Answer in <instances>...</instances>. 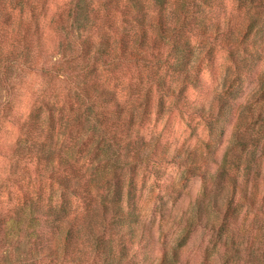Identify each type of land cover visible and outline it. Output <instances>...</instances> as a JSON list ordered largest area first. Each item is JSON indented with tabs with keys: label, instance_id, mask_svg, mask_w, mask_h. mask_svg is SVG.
Instances as JSON below:
<instances>
[{
	"label": "rangeland",
	"instance_id": "obj_1",
	"mask_svg": "<svg viewBox=\"0 0 264 264\" xmlns=\"http://www.w3.org/2000/svg\"><path fill=\"white\" fill-rule=\"evenodd\" d=\"M100 1L80 3L91 16L94 10L112 18L114 27L121 31L135 26L131 20L109 13ZM115 1L130 4L129 0ZM143 2L153 14L163 12L162 19L169 26L167 34L158 35L155 48L144 53L143 61H120L106 73L111 88L129 103L137 118L121 127L101 126L95 123L96 114L91 112L85 125L68 126L70 136L63 140L59 137V144L66 148L60 147L72 149L80 163L89 167V174L96 177L94 199L87 202L67 194L68 206L79 217L88 218L96 230L103 222L98 203L106 197L133 215V220L124 222L138 229V237L128 245L133 257H119L118 238L108 230L113 221L110 217L103 223L106 254L97 258L96 264H118V258L119 264H157L165 251L173 257V250L183 264H264V224L257 225L264 217V5L255 8L247 0H167L164 5L154 0ZM70 4V0H51L40 14L47 23L45 52L54 55L51 64L58 59L64 64V54H77L80 41L101 42L96 36L90 39V33L107 32L111 43H115V34L84 18L78 21L66 14L58 19V24H51L56 21L54 14ZM147 24L150 31H157L156 23ZM250 24L252 33L246 35ZM198 26L205 28L206 33L197 31ZM191 27L193 30H188ZM46 58L39 66H50L44 61ZM190 73L196 75L193 84L185 78ZM12 78L27 91L16 103L24 113L30 111L34 94L51 100V104L56 99L55 108L58 102L62 108L64 95L73 93L71 87L77 84L25 70H16ZM64 108L54 111L55 122L60 119L59 124L74 123L64 116ZM196 111H204L205 116ZM3 128L8 143L20 135L17 127L5 124ZM115 128L121 134L112 141ZM57 129L61 134L65 130L67 136V129ZM153 147L159 154L179 152L188 159L194 158L197 165L150 160L137 164L132 160L135 150L148 153ZM21 159L0 156V211L14 207L22 198L20 185L29 195L37 192L44 203L50 199L59 202V188L20 174L22 170L34 172L42 162ZM116 162L120 163L118 167ZM114 173L120 179L119 192L114 186ZM233 195L237 213L227 225L241 242L239 255L219 244L217 238L227 201ZM245 197L254 198L256 205L249 204ZM200 200L209 204L212 211L209 225L196 219ZM215 200L218 208L212 209ZM98 231L94 234L96 239ZM82 233L81 243H95ZM143 233V241H149L146 251L138 246ZM84 264H94V259Z\"/></svg>",
	"mask_w": 264,
	"mask_h": 264
},
{
	"label": "trees",
	"instance_id": "obj_2",
	"mask_svg": "<svg viewBox=\"0 0 264 264\" xmlns=\"http://www.w3.org/2000/svg\"><path fill=\"white\" fill-rule=\"evenodd\" d=\"M50 1L0 0V156L22 158L21 160L34 158L36 162H42L34 172L22 170L20 174L30 179L34 178L35 181L50 182L52 186L61 190L59 202L50 199L44 203L39 199L37 192L29 195L23 185L18 186L22 198L14 207L0 211V264H47L48 261H55L57 264H84L93 259L96 264L99 262L96 259L106 254L107 244L102 239L106 231L103 223L110 217L113 221L108 230H111L118 238L116 242L118 255L123 259H130L133 257L130 256L133 249L128 245L131 240L138 237V229L134 224H124L127 220H133V215L126 212L123 205L114 200L109 202L107 197L100 201L98 207L103 222L97 230L88 218L79 217L68 206L67 194L86 201L94 199L96 177L89 174V167L80 163V157H77L72 149L61 148L60 146L64 145L59 144L58 139L60 136L62 140L70 136L69 127L80 128L85 125L91 112L96 114L95 123L101 126L118 124L121 127L123 124H131L136 120L135 111L129 108V103L121 98L115 89L111 88L106 73L110 72L111 65L118 64L120 61L132 63L143 61L144 53L155 48L158 35L167 34L169 26L162 19L163 12L153 14L144 5L143 0H129L130 4L125 5H120L115 0L99 2L109 13L119 14L134 22L135 26L130 31H121L114 27L112 18L103 17L94 10L92 16L90 11L84 12L81 0H70L69 7H63L67 9L54 14L52 18L55 17L57 22L52 21L51 24H58V19H63L66 14L70 19L78 21L84 18L115 34V43H111L107 32L90 33V39H92L91 36H96L101 42L80 41L81 49L77 54L72 57L64 54L66 61L64 64L61 59L51 64L50 62H53L51 58L54 55L45 52L47 23L40 16ZM154 1L162 5L167 3V0ZM247 1L255 8H261L264 5V0ZM147 23H156L157 31H150L151 27ZM251 26L253 25L250 24L246 35L252 33ZM188 30H193V27ZM196 30L201 34L206 33V29L199 26ZM156 33L157 35L153 36ZM44 56L47 57L44 61L50 63L49 67L39 66ZM16 70L33 71L41 76L65 80L69 83L75 81L77 84L71 87L73 93L69 91L64 95L65 102L62 108L59 102L55 108L56 99L51 104V100L40 99L34 94L31 98L33 104L30 111L24 113L17 109L16 103L24 98L27 91L12 78ZM195 76L191 73L185 75V78L189 80L188 84L194 83ZM64 106L66 107L64 116L74 123L67 121L59 124L60 119L58 123L55 122L54 111H64ZM202 112L204 111H196L197 114L205 116ZM5 124L20 129V135L13 143L6 142L4 138ZM57 128L67 129V136L64 133L65 130L64 134H61ZM117 134L121 133L115 128L112 141L117 138ZM129 136H133L132 133ZM130 138L133 139V137ZM131 157L137 164L150 160L154 163L176 161L186 166L197 165L194 158L188 159L179 152L170 154L165 151L159 154L155 151V147L148 153L135 150ZM119 164L116 162L115 167ZM112 178L117 192L121 191L120 179L116 174ZM115 198V200L118 199V197ZM262 199L264 201V196ZM245 200L249 204L256 205L252 197L250 199L245 197ZM214 202L212 209L218 208V200ZM226 206L223 222L217 230L218 242L239 255L241 242L237 241V237L227 225L237 213L234 195L228 199ZM211 212L209 204L202 200L197 203L196 219L199 222L211 224ZM96 231L102 234L98 233L97 239L94 236ZM82 232L87 233L86 236L95 243L92 241L81 243L80 238L84 235ZM144 236L143 233L139 237L138 246H142L146 251L149 241H143ZM175 253L176 250H173L171 253L173 257H171L169 252L165 251L157 264H183ZM120 258H118V264L121 262Z\"/></svg>",
	"mask_w": 264,
	"mask_h": 264
},
{
	"label": "clouds",
	"instance_id": "obj_3",
	"mask_svg": "<svg viewBox=\"0 0 264 264\" xmlns=\"http://www.w3.org/2000/svg\"><path fill=\"white\" fill-rule=\"evenodd\" d=\"M259 224H264V217H261V218H260V220H259V222H258L257 225H259Z\"/></svg>",
	"mask_w": 264,
	"mask_h": 264
}]
</instances>
